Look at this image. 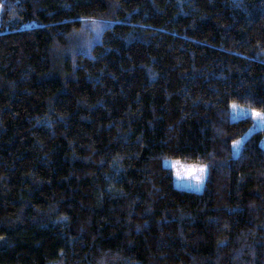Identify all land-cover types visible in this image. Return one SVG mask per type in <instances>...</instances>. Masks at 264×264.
<instances>
[{
    "label": "trees",
    "instance_id": "16d2710c",
    "mask_svg": "<svg viewBox=\"0 0 264 264\" xmlns=\"http://www.w3.org/2000/svg\"><path fill=\"white\" fill-rule=\"evenodd\" d=\"M233 103L264 112V0H0V264H264Z\"/></svg>",
    "mask_w": 264,
    "mask_h": 264
},
{
    "label": "rangeland",
    "instance_id": "374dc122",
    "mask_svg": "<svg viewBox=\"0 0 264 264\" xmlns=\"http://www.w3.org/2000/svg\"><path fill=\"white\" fill-rule=\"evenodd\" d=\"M233 105H235V108H233ZM256 113H260L262 116H264V112L257 111V110H254L248 107L240 106L236 103L232 104L231 119L233 121L250 118L254 122L250 131L246 133L241 139H239L237 142L234 143L233 145L234 156H238L240 154L243 144L253 133L259 130H262L264 128V121L259 120L258 117L256 116ZM262 145L264 146V141ZM166 161L168 162L167 164L165 163ZM177 161H179L180 165H182L185 169L204 168L205 172L203 176H201L200 181L198 182L192 176L178 177L176 173L179 170V168L171 167V165ZM164 166L173 170L174 184L178 189L194 191L197 193H202L204 191L206 182L208 180V167L206 165L199 164V163H187V162H183V161L175 160V159H166L164 160ZM195 175L199 176L200 174L197 172Z\"/></svg>",
    "mask_w": 264,
    "mask_h": 264
},
{
    "label": "snow or ice",
    "instance_id": "6c2138e0",
    "mask_svg": "<svg viewBox=\"0 0 264 264\" xmlns=\"http://www.w3.org/2000/svg\"><path fill=\"white\" fill-rule=\"evenodd\" d=\"M233 108H235V105H233ZM256 116L258 117L259 120L264 121V116H262L260 113H256ZM165 163L167 164L168 162L166 161ZM171 167H174V168L178 167L179 168V170L176 173L178 177L192 176L198 182L200 181L201 176H203V174L205 172L204 168H198V169L189 168V169H185L182 165H180L179 161H177L174 164H172ZM197 172L200 174L199 176L195 175Z\"/></svg>",
    "mask_w": 264,
    "mask_h": 264
}]
</instances>
